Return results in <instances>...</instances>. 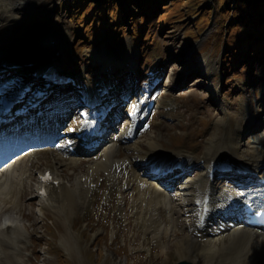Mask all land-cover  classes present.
<instances>
[{
  "label": "rangeland",
  "instance_id": "374dc122",
  "mask_svg": "<svg viewBox=\"0 0 264 264\" xmlns=\"http://www.w3.org/2000/svg\"><path fill=\"white\" fill-rule=\"evenodd\" d=\"M0 5L8 7V12L1 11L6 15L0 13V58L12 55L15 67L9 73L0 68V79L7 77L13 84V80H30L37 72L34 70L47 68L52 61H57L53 67L74 79L78 76L80 80L75 81L77 85L89 82L96 86L101 82L99 80L114 77L112 71L95 75L99 67L104 63L110 65V61L114 66L123 62L126 47L130 46L138 56L137 74L148 76L147 71L152 70L154 75L141 79L127 89H132L134 85L151 86L158 94L154 99V108H157L142 128L144 134L129 143L131 146L134 141L138 142L143 149L139 155H144L149 147L148 142L154 141L155 147L151 151L159 155L164 152L171 153V156L184 154L196 162L200 161L192 167L204 166L201 159L213 165L233 158L254 169L253 165L264 159V27L254 26L257 34L262 33L261 38L259 40L256 35L253 41H248L251 29L245 31L246 28L240 24L238 35L249 36L247 39L234 38L235 43L240 39V45L235 47L234 43L232 46L228 31H233L234 25L238 24L237 21L233 22V3L230 9L225 7L221 12L218 11L222 7L221 0H0ZM113 10L117 11L114 13ZM82 15L88 17L86 22L82 21ZM59 36L63 46L68 49L65 66L59 62L62 56L56 55L54 48H50L49 52L41 48L46 42L53 44V38L58 39ZM241 45L244 50L239 51ZM40 56L36 65L25 63L27 58L39 59ZM43 59L44 63H41ZM29 62L32 63L31 60ZM4 78L0 84L7 79ZM40 78L43 75L37 77ZM118 79L122 83L131 82V73L123 72ZM195 79H199V82ZM200 82L202 84H198ZM46 84L41 81L40 86ZM76 84H71V89L62 88L61 91L75 93ZM116 88L120 89L117 85ZM250 116L251 120L248 121ZM107 147L106 142L100 157L92 160L76 156L64 158L58 153L61 161L56 162V153L46 149L37 153L36 159L33 160V153L23 161L28 166V172L19 196L20 205L8 212L20 220L32 238L36 239L35 252H32L31 241H26V248L22 250V264H175L188 259L187 250L182 257L178 252L181 241L191 237L192 219L187 218L192 214L177 207L180 229L174 231L175 236L173 229L170 235L159 231L158 236L146 235L135 185L133 190L126 191L122 185H114L112 178H106L104 185L94 195L95 214L91 211L85 215L86 209L81 210L76 206L72 207L74 215L66 217V220L61 213L70 209L67 206H61L60 210L40 207V198L39 203L34 198V186L32 201L35 205L30 202L27 195L31 186L28 184L31 178L36 179L30 173L32 160L39 162L35 173L46 168L54 171L56 162L58 174L64 177V181L71 182L69 186L74 189V179L80 178L89 166L101 161ZM123 147L121 155L116 147L110 161L116 157L134 158L136 152H125ZM71 160H76V163H71ZM63 162L69 166V170L62 167ZM110 163L105 161L106 170H96L101 175L99 180L105 177L104 171L108 170ZM82 167L85 171L71 179L69 174ZM96 172L93 182L97 181ZM193 178L195 183L198 176ZM186 184L189 185V182ZM119 185L120 190H117ZM203 187L199 185V189ZM218 187V190L224 188L230 191L221 183ZM218 190L212 192L217 193ZM119 195L125 198V206L122 205L124 209H120V214L117 207ZM32 207L46 209L43 221ZM190 207L193 208L192 205ZM170 224V218L165 217L158 223L159 228ZM69 232L77 240V249L64 245H71ZM232 233L224 239L225 246L220 242L221 252L214 260L215 264L249 263L235 258L231 247L233 243L235 249L238 247L242 254H246L242 234L232 236ZM196 235L195 238L201 235L203 240L209 238L202 230H198ZM153 240H159L165 252L159 248L153 249L156 247ZM193 240L192 237L189 240L193 243L189 260L199 259L200 264H205L197 246L199 244H194ZM225 256H229L226 261Z\"/></svg>",
  "mask_w": 264,
  "mask_h": 264
},
{
  "label": "bare ground",
  "instance_id": "6f19581e",
  "mask_svg": "<svg viewBox=\"0 0 264 264\" xmlns=\"http://www.w3.org/2000/svg\"><path fill=\"white\" fill-rule=\"evenodd\" d=\"M1 7L4 9H2ZM15 10H19V8ZM1 11L8 12V7H3L0 5V13H2ZM2 14L6 15L7 13H2ZM53 39H54L53 44L46 42L44 45L43 44L41 45V48H45L46 52H49L50 48H54L53 50L57 51L62 56L61 57L62 59L59 62H61V64L65 66L66 62L64 58L65 59L67 58L68 49L65 46H63L61 36H59L58 39L56 37ZM60 43H61V47H60ZM243 47L244 46L241 45V47L239 48V51L244 50ZM126 49H127V54H125V56L127 57H126V61L124 62V64L126 65V70H128V72L126 73H131V72L133 73L135 71V64L137 62L138 56L134 54L132 47L128 46L126 47ZM2 61H7V66L9 67L10 64L14 62L13 56L7 54V59L0 58V62ZM56 62L57 61H52L50 66L53 67L54 63ZM111 63L112 61H110V65H107L106 63H104L101 66V68H104L107 73H110L111 71L114 72L115 70H114L113 64ZM57 64L55 66H57ZM0 68H2V66H0ZM132 79H136V78L132 76ZM195 81L199 82V79H195ZM6 82H7V79L2 84L4 83L6 84ZM110 84L114 86L113 85L114 82ZM198 84H202V82ZM6 85L12 86L13 83L11 81V82H8ZM90 88L91 86L90 84H88L87 91H89ZM99 96L97 95V97ZM84 97L87 99H91V97L93 98L91 93L84 95ZM220 105L222 106V100L220 101ZM250 120H251V116L248 118V121ZM16 121L20 122L21 118L16 117ZM1 134H3V132H1ZM124 134L125 132L121 133V135L118 136L117 138L112 139V140L109 139L107 141L108 147L106 148L104 155L101 158V161L95 162V165L92 167L89 166L87 169V172L83 173L80 178L74 179V183H73L74 189L71 186L66 185L62 176L58 175L57 172H55V174L57 175L56 180L59 181L58 185L49 186L47 190V194L45 196L39 195V197H37L39 188H36L34 198H40L41 200L40 207L42 208L51 207L56 210H60L61 206H67L70 209L69 211L64 212L63 214L60 212L61 215L64 216L65 220H66V217H72L74 215V211L72 210V207H76V206L81 208L82 210L91 209L92 213L94 214L95 212V205H94V199H93L94 194L95 192L98 191L100 187H102L103 182L102 181L93 182V175L95 174L97 169L106 170L107 167L105 166V161H108L109 163L110 162L111 163L109 164L108 170L104 171V173H106L107 177H111L113 179L114 184H116L121 178V176L119 175L120 173L117 174L116 170L118 168L120 169L123 168V171H126V170L129 171V178L131 179L132 185H133V182H136L137 185L140 186V188L138 187V191H137V194H138L137 202L140 203L139 210L143 215V226L146 228L145 229L146 235L148 234L150 236L151 235L158 236V231L165 235H170L172 233V229H173V234H174L175 230L180 229L179 217L177 215L178 208H176L175 204L170 209L169 216L167 217V219L170 218L171 224L168 225L167 227L162 226L164 228L162 227L159 228V225H158V223L161 220H163L162 219L163 217L161 216L158 217V215L162 214L161 207H162V203L166 200V197H167L166 193L162 192L159 186L153 183L152 181L150 180L143 181L144 179L143 180L140 179L134 169V162L130 163L128 161L130 160L129 158H126L127 159L126 160V159H116L117 158L116 157L114 158V160L110 161L111 157L113 156L116 150V147L120 150V153H121V145L126 144L128 142L125 138H122ZM113 141L115 143H113ZM148 145H149L148 150L144 151V154L149 153L150 155H155V158L160 157L162 163L165 166L173 163V166L179 165L180 167L184 169L187 164L191 165L193 163L196 165L197 163L188 155L178 154L174 156L173 158L171 156V153L169 152L167 153L159 152L161 154L159 155L157 152L155 153V151H151V149L155 147L154 141L150 143L148 142ZM124 150L125 151L133 150L134 152L138 153L139 151H142L143 149L139 146L138 142H135L131 147H125ZM86 158H89V157H86ZM135 160L141 163L146 162V159L143 158V156L141 155H136ZM71 163H76V160H71ZM203 163H204V166H203L204 169H207L210 166L216 165V164L208 165L206 164V162H203ZM219 163H224V162H219ZM253 168L256 173L262 172V170H259L261 169V164L259 162L253 165ZM27 172H28V166L23 161H20L16 163L15 165H9L2 170L0 169V264H22L21 256L24 254H22L21 252H22V249L26 248L27 240L31 241L32 246H33L32 252H35L34 244L36 243V239L32 238L31 234L28 233L26 226L20 220H17V218L8 214V212L12 210L11 209L12 207H15L17 209L20 205L19 196L22 190V186L25 183ZM99 176H100L99 172H96V178ZM181 176L182 175H179V178H181ZM188 182H189V185L186 184ZM208 183H210L209 173L207 174V176L204 175V173L199 174L195 183H194L193 177H191L188 181L182 179L180 184L182 186H185V189H188L190 193L188 192L182 193V195L180 194L179 196L185 197L187 200L190 199V201L192 200V203L195 205H197V203L201 204L203 202L202 201L203 195H200V192H202L204 188H207ZM35 184H37V182H35ZM200 184L204 186L203 189L200 188L201 190L199 189ZM192 188H194L195 191H191ZM211 190L216 192V190H218V187L216 188L212 187ZM204 193L206 194V190ZM205 194H204V197H205ZM227 197H229L227 202H229L231 198H234V196L230 194L229 190H226V189L218 190L217 193L213 194V200L211 201L212 202L211 204L213 205L215 215H217L216 213L221 214L220 211H223L222 210L223 207H222V204H219V203H224ZM180 200L182 201V199L178 198V201ZM124 203L125 201H122L121 199L120 206L124 205ZM214 203H217L218 206L215 205ZM39 210H42V209L39 208ZM197 210L201 214V205L197 206L196 211ZM185 212H189V211L186 210ZM222 216L225 219L227 218V221L229 219L230 221L234 220L233 226L230 229L231 232H233L232 236H235L237 234H242L243 236V245H244L243 248L245 250L246 255L240 252L241 250L240 248L237 247L235 249L234 248L235 243H233L231 247L233 249L235 258L237 260H239L240 258L247 260L249 262L248 264H264V260L262 259L264 258V235L260 234L261 237H259L257 233L248 232L245 230V227L242 225V222L240 220L242 219V213L240 212V210H235V211L228 210V211H225L224 214H222ZM218 217L217 219H221L220 216ZM236 218L238 219L236 220ZM87 224L90 225V222H87ZM71 225L72 227L74 226V221L71 222ZM197 225H198V222H197ZM209 227H212V226H209ZM86 230L89 231V229H86ZM70 231H72V229H70ZM230 233H227L226 235H224L223 232H216L212 234V231H208L206 235L209 238L207 239L205 238L204 240L203 239L193 240L194 244H199L197 246L200 252L202 253V257H204L205 264H215L214 260L218 257V255L221 252V248L219 244L220 242H223L225 238L230 236ZM191 237L188 240L181 241L182 242L181 244L186 246V247L184 246L185 248H183V246L180 244V250L178 253L181 257L185 256V250H187L189 254L188 259L190 258V254L192 252L191 249L193 247V243L189 242V240H191ZM68 238L71 241V245H67V244H64V245L71 249H77L78 248L77 240L74 239L72 232H69ZM237 238L241 240L239 236H237ZM153 241H154V244L156 245V247H153V249L159 248L160 251L162 249V252H165V247L162 243L159 242V240H153ZM222 245L225 246V242H223ZM228 259H229V256L224 257L225 261ZM191 261L193 264H200L199 259H194Z\"/></svg>",
  "mask_w": 264,
  "mask_h": 264
},
{
  "label": "trees",
  "instance_id": "16d2710c",
  "mask_svg": "<svg viewBox=\"0 0 264 264\" xmlns=\"http://www.w3.org/2000/svg\"><path fill=\"white\" fill-rule=\"evenodd\" d=\"M221 1H222V7L218 11L221 12L222 10H225V7L230 9L231 8L230 4L233 3V8H231L232 10H234L233 22L235 21L238 22V24L234 25L235 28L233 29V31L231 32L228 31L229 39H230V42H232L231 43L232 46L235 43L234 38H237L239 36V38L241 39L242 38L247 39V37L249 36V35H244V34L238 35V32L240 30V27H239L240 24H242L243 27L246 28L245 31H248L251 29V31L249 32V34L251 35L248 38V41H253L254 40L253 36H256V35H257L256 37H259V40H260L261 38L260 35L262 33L257 34L254 31L253 27L260 26V25H262V28L264 27V0H221ZM259 7L261 8V10L258 11L257 9H260ZM249 8L251 9L249 10ZM113 11L115 13V11L117 10H113ZM87 20H88V17H85L84 15H82V21L86 22ZM239 43H240V39L237 43H235V47L240 45Z\"/></svg>",
  "mask_w": 264,
  "mask_h": 264
},
{
  "label": "water",
  "instance_id": "95a60500",
  "mask_svg": "<svg viewBox=\"0 0 264 264\" xmlns=\"http://www.w3.org/2000/svg\"><path fill=\"white\" fill-rule=\"evenodd\" d=\"M176 264H193V263L188 262L186 260H182V261L177 262Z\"/></svg>",
  "mask_w": 264,
  "mask_h": 264
},
{
  "label": "snow or ice",
  "instance_id": "6c2138e0",
  "mask_svg": "<svg viewBox=\"0 0 264 264\" xmlns=\"http://www.w3.org/2000/svg\"><path fill=\"white\" fill-rule=\"evenodd\" d=\"M43 179L48 180V179H50V177H48V176L46 175L45 177H43Z\"/></svg>",
  "mask_w": 264,
  "mask_h": 264
}]
</instances>
